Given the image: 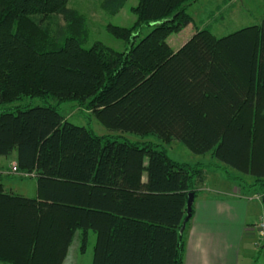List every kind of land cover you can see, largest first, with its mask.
<instances>
[{"label":"trees","instance_id":"1","mask_svg":"<svg viewBox=\"0 0 264 264\" xmlns=\"http://www.w3.org/2000/svg\"><path fill=\"white\" fill-rule=\"evenodd\" d=\"M196 1L139 0L135 26L108 31L130 43L153 29L119 52L84 47L87 19L69 0H0V109L75 102L112 131L160 139L98 136L59 105L2 111L0 157L16 156L37 197L0 184V263L64 264L76 236L84 253L94 233L92 264H185L189 195L196 201L210 169L264 204V17L224 37L198 29L174 50L167 40L193 24ZM127 2L102 5L116 15ZM175 141L212 162L175 161Z\"/></svg>","mask_w":264,"mask_h":264},{"label":"rangeland","instance_id":"2","mask_svg":"<svg viewBox=\"0 0 264 264\" xmlns=\"http://www.w3.org/2000/svg\"><path fill=\"white\" fill-rule=\"evenodd\" d=\"M103 1L104 0H69L68 2L69 8L78 10L87 19L90 38L85 44V48L89 49L100 42L116 51L124 52L130 49L132 43H138L152 31L153 26L145 24L137 30L136 33L138 38L135 40L131 39L130 43L116 38L108 31V26L134 27L137 22V16L132 12V8L138 4L139 0H128L124 8L116 15H112L103 9ZM188 13L193 18V24L186 27L180 33L171 35L167 40L174 50L180 49V47L187 43L198 29H209L217 37H224L245 27L260 24L264 17V0H197L188 7ZM57 105H59L60 112L69 123L86 127L98 136H110L133 143H160V139L154 135L141 136L132 132L112 131L97 119L95 115L90 113L87 109L81 108L75 102L59 103L53 98L45 102L41 99L24 98L13 104L2 106L0 113L6 110H14L17 107L30 108ZM167 149L170 157L178 162H187L191 164L197 162L209 164L212 162L210 155H195L183 143L178 141H175L171 145H167ZM6 158L10 159L11 162L13 157H0V169L3 168L5 164L3 162H5L4 160H6ZM212 171L222 172L230 182H233L226 170L210 169L208 170V175L210 176L208 182L206 180L198 197L209 194L207 192L208 187L214 188L217 183H222V179L219 177L221 175H216L217 173H215L213 177V175H211ZM0 183L8 187L6 189L7 191H13L27 198L37 197V181L35 178H20L16 175L4 176L3 180H0ZM235 183L234 181L233 184ZM220 186L219 184L218 187ZM254 193V189H249V192H247L248 195ZM261 206L264 211V204ZM255 239L253 244L256 242V245H254V247L249 246L251 249L250 252L243 253L241 256V264H264V243L261 242L259 237ZM95 241L96 237L94 233H90L88 247L83 253L81 251L80 234H78L64 264H92Z\"/></svg>","mask_w":264,"mask_h":264},{"label":"crops","instance_id":"3","mask_svg":"<svg viewBox=\"0 0 264 264\" xmlns=\"http://www.w3.org/2000/svg\"><path fill=\"white\" fill-rule=\"evenodd\" d=\"M11 157V162L8 158L3 162L0 180L4 176H18L13 171L16 156ZM211 173L213 177L215 173L221 175L222 183L208 187L209 194L199 196L194 203L195 214L187 232L185 264H241L243 253L250 252L249 246L254 247V239L260 238L259 225L264 219L262 201L259 195L242 191L222 172ZM207 177L208 182L210 176Z\"/></svg>","mask_w":264,"mask_h":264},{"label":"water","instance_id":"4","mask_svg":"<svg viewBox=\"0 0 264 264\" xmlns=\"http://www.w3.org/2000/svg\"><path fill=\"white\" fill-rule=\"evenodd\" d=\"M195 203V194L191 193L189 195V199H188V203H187V218L185 220V224L183 225V228L181 229V233H184L185 229H186V223L190 220V218L192 217V212H193V206Z\"/></svg>","mask_w":264,"mask_h":264},{"label":"built area","instance_id":"5","mask_svg":"<svg viewBox=\"0 0 264 264\" xmlns=\"http://www.w3.org/2000/svg\"><path fill=\"white\" fill-rule=\"evenodd\" d=\"M13 171L14 172H17L18 171V166L16 164L13 166ZM259 233H260V239H261V241L264 242V222H262L259 225Z\"/></svg>","mask_w":264,"mask_h":264}]
</instances>
